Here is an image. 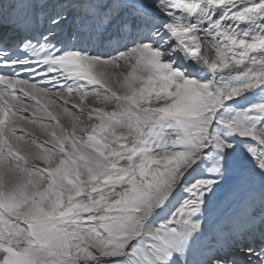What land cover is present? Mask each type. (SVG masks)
<instances>
[{
    "label": "snow or ice",
    "instance_id": "snow-or-ice-1",
    "mask_svg": "<svg viewBox=\"0 0 264 264\" xmlns=\"http://www.w3.org/2000/svg\"><path fill=\"white\" fill-rule=\"evenodd\" d=\"M0 264H264V0H0Z\"/></svg>",
    "mask_w": 264,
    "mask_h": 264
}]
</instances>
